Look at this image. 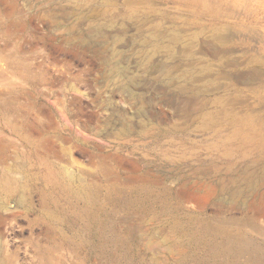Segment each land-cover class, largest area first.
Here are the masks:
<instances>
[{
    "label": "rangeland",
    "instance_id": "1",
    "mask_svg": "<svg viewBox=\"0 0 264 264\" xmlns=\"http://www.w3.org/2000/svg\"><path fill=\"white\" fill-rule=\"evenodd\" d=\"M0 264H264V0H0Z\"/></svg>",
    "mask_w": 264,
    "mask_h": 264
}]
</instances>
